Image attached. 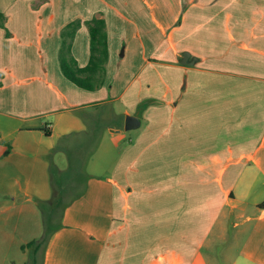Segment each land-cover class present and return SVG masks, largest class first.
<instances>
[{
    "label": "crops",
    "instance_id": "1",
    "mask_svg": "<svg viewBox=\"0 0 264 264\" xmlns=\"http://www.w3.org/2000/svg\"><path fill=\"white\" fill-rule=\"evenodd\" d=\"M93 17L108 56L91 90L64 76L59 49L81 20L71 53L85 66ZM97 114L84 192L35 264H208V236L232 218L231 264H264V0H0L1 212L49 195L52 148Z\"/></svg>",
    "mask_w": 264,
    "mask_h": 264
},
{
    "label": "rangeland",
    "instance_id": "2",
    "mask_svg": "<svg viewBox=\"0 0 264 264\" xmlns=\"http://www.w3.org/2000/svg\"><path fill=\"white\" fill-rule=\"evenodd\" d=\"M130 133H134V130H130ZM136 131V130H135ZM128 133V132H127ZM57 152H52V154ZM53 154V155H54ZM100 161V160H99ZM99 161L97 165L99 166ZM53 163L56 165L57 177H59L61 187L64 191L60 197V202L55 203L53 201V185L51 189V176L49 172L50 192L47 197H44L48 192L43 193L44 195H39L36 192H31L32 200L24 201V193H18V204L14 208H11L9 212L14 213L8 223H5L0 219V264H35L32 260V254L35 252V244L31 243V239L39 240L43 237L45 230H51L60 226L63 212L65 207L69 205L68 201L73 196L75 192H78L85 175H77L75 178L72 173H67V159L65 154H59ZM99 168V167H98ZM86 171V170H85ZM102 171L98 170L96 173L100 174ZM87 173V172H86ZM64 175V180L61 182L60 176ZM54 187L60 184L58 179L54 177ZM52 190V191H51ZM26 202V203H25ZM71 202V201H70ZM21 203L26 204V208H23V212L20 213ZM33 208V213L28 210V206ZM9 212H1L0 217H4ZM236 220H239L236 218ZM234 219L227 221V231L225 237L219 236V225L216 224L211 234L208 236L206 243L204 244L202 251L207 259L208 264H231V261L238 252L243 251L239 243L242 240V235H236L238 228L233 226ZM255 221V220H254ZM253 222L245 224V226L252 225ZM13 232L14 239L6 241L2 237L3 231ZM219 232V233H218ZM219 236V237H218ZM248 239V235L244 236ZM30 240L28 243H26ZM25 243L21 248V244ZM42 248L38 250L40 254ZM37 256V255H36ZM32 261V262H31Z\"/></svg>",
    "mask_w": 264,
    "mask_h": 264
},
{
    "label": "trees",
    "instance_id": "3",
    "mask_svg": "<svg viewBox=\"0 0 264 264\" xmlns=\"http://www.w3.org/2000/svg\"><path fill=\"white\" fill-rule=\"evenodd\" d=\"M90 33V60L85 66H79L71 53V41L74 37L76 29L80 26L81 20L77 19L68 23L62 30V43L59 49V61L61 70L65 77L79 87L85 89H96L103 80L102 72L105 68V63L108 56L107 51V34L105 31V21L103 18L93 17L86 20ZM86 119V128L79 132H72L60 137L56 145L52 148V152H63L67 159V173H72L74 178L79 175H85L78 192H75L68 203L74 198L80 196L84 192V182L87 173L85 166L88 158L98 146L102 130L106 126L102 123V119L97 115H90ZM48 133V131H46ZM73 140L75 143H70ZM56 165L50 163V176L53 185V201L60 202L61 194L64 192L61 187L59 177H57ZM54 177L58 179L59 186L54 187ZM64 175L60 176L61 182L64 180ZM57 228V227H56ZM54 229L45 230L44 235L39 240H32L35 244L34 260L40 248L45 247L49 236Z\"/></svg>",
    "mask_w": 264,
    "mask_h": 264
},
{
    "label": "water",
    "instance_id": "4",
    "mask_svg": "<svg viewBox=\"0 0 264 264\" xmlns=\"http://www.w3.org/2000/svg\"><path fill=\"white\" fill-rule=\"evenodd\" d=\"M188 57H189V53L184 52L183 57H182V61L186 62ZM139 125H140V119L137 115L127 114L125 116L124 128L126 130L137 128Z\"/></svg>",
    "mask_w": 264,
    "mask_h": 264
}]
</instances>
